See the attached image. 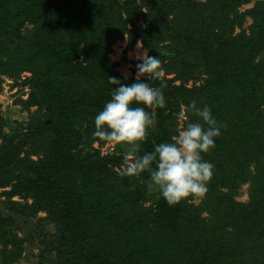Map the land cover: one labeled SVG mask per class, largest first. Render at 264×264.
I'll return each mask as SVG.
<instances>
[{"label": "trees", "instance_id": "trees-1", "mask_svg": "<svg viewBox=\"0 0 264 264\" xmlns=\"http://www.w3.org/2000/svg\"><path fill=\"white\" fill-rule=\"evenodd\" d=\"M139 21L141 35L129 28ZM122 40L158 57L163 75L151 83L167 85L138 155L169 141L193 100L221 125L203 154L214 169L198 205L147 195L149 171L121 176L124 154L94 147L107 144L93 133L116 87L108 78L135 82L110 61ZM24 72V104L36 112L11 134L0 127L4 264L26 240L36 264H264V0H0V76ZM245 183L248 200L237 202ZM38 213L52 235L34 225L20 238Z\"/></svg>", "mask_w": 264, "mask_h": 264}, {"label": "clouds", "instance_id": "clouds-1", "mask_svg": "<svg viewBox=\"0 0 264 264\" xmlns=\"http://www.w3.org/2000/svg\"><path fill=\"white\" fill-rule=\"evenodd\" d=\"M138 47H141L139 43ZM135 59L139 63L134 83L122 84L115 77L108 78V83L116 87L110 92V100L95 116L93 138L111 145L131 146L124 155L120 175L136 177L149 171L151 183L169 206L189 197L202 198L214 169L213 164L203 159V154L215 147L221 125L207 105L198 107L193 100L184 107V112L197 119L189 120L169 141L155 146L153 151L138 155L140 144L157 123L156 109L166 105L163 89L167 85L162 80L159 87L151 83L162 77L158 57H151L144 51ZM141 77H146L150 83L142 82Z\"/></svg>", "mask_w": 264, "mask_h": 264}, {"label": "rangeland", "instance_id": "rangeland-1", "mask_svg": "<svg viewBox=\"0 0 264 264\" xmlns=\"http://www.w3.org/2000/svg\"><path fill=\"white\" fill-rule=\"evenodd\" d=\"M252 5L253 2L247 5H243L239 8V10L242 11L246 8L251 7ZM137 23L141 24L142 31L144 24L142 23V21H139L136 22L134 25H136ZM249 24L250 20L247 19L243 28L246 29ZM129 28L136 33L135 26H129ZM138 43L139 42H137L130 51H125L127 45L126 40L118 41L113 46V52L110 55V61L113 63H117L115 70L122 78H125V76L130 77L132 75L136 77V64L139 63V61H137L135 57L145 51L141 47H138ZM28 76L29 74L25 72L21 73L20 76L16 79H11L6 76H0V127L2 134H11L14 130L18 128L19 123L25 124L36 112L35 107L26 108L27 106H25L24 104L27 99L28 89L27 87L24 88L21 85V81ZM142 78L146 77H141V79ZM189 85H191V82L189 83ZM181 109L183 111V107ZM182 111H180V114L177 116V131L181 126L186 124L185 114ZM2 134H0V137ZM31 145L32 144L28 145L27 148H25L26 152L32 151ZM94 147L100 150L101 155H111L114 153H122L125 155L129 147L131 146L111 145L107 143L103 147H98V145L95 143ZM36 149H38V145H36ZM31 159L35 160L37 159V156H31ZM146 183L148 189L147 195H156L157 193H159L156 187L151 183V179H149ZM248 186V183H245L240 186V189L235 195V200L237 202H247ZM202 198H193L190 203L194 206L198 205L201 202ZM13 200L19 201L17 197L13 198ZM1 201L2 199L0 200V204ZM203 216H207V213H203ZM42 217H44V214L38 213L37 216L33 218V221L28 222V224L24 225L23 227H20V229L17 231V235L20 238L27 239V236L32 231L30 230V227H33L34 225L35 229L38 228L37 230H39V234L43 233L45 235L47 234L46 232H48L49 235H52L53 230H51L50 226H46V224L43 223L40 228V225L36 223V219ZM38 251L39 249L37 248V245L27 242L26 240V242L23 244L22 253L17 258V260L13 262V264H36V255ZM0 264H4V259H2L1 257Z\"/></svg>", "mask_w": 264, "mask_h": 264}, {"label": "water", "instance_id": "water-1", "mask_svg": "<svg viewBox=\"0 0 264 264\" xmlns=\"http://www.w3.org/2000/svg\"><path fill=\"white\" fill-rule=\"evenodd\" d=\"M135 30H136V33H138V34H142V31H141V24L140 23H137L136 25H135Z\"/></svg>", "mask_w": 264, "mask_h": 264}]
</instances>
